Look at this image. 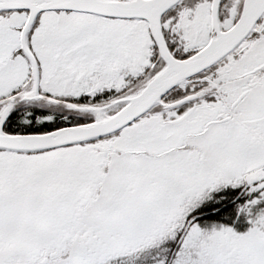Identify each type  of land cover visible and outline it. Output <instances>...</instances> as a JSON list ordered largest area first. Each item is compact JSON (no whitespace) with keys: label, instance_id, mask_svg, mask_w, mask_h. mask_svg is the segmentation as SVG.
<instances>
[{"label":"snow or ice","instance_id":"1","mask_svg":"<svg viewBox=\"0 0 264 264\" xmlns=\"http://www.w3.org/2000/svg\"><path fill=\"white\" fill-rule=\"evenodd\" d=\"M0 264H264V0H0Z\"/></svg>","mask_w":264,"mask_h":264}]
</instances>
